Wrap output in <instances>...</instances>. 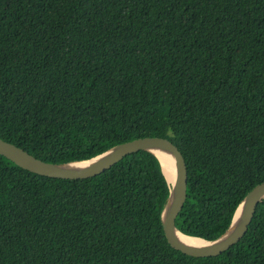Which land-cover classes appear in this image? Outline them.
<instances>
[{"label": "trees", "instance_id": "obj_1", "mask_svg": "<svg viewBox=\"0 0 264 264\" xmlns=\"http://www.w3.org/2000/svg\"><path fill=\"white\" fill-rule=\"evenodd\" d=\"M163 137L187 167L175 220L212 241L264 182V0H0V138L52 163ZM147 151L84 179L0 155V264H264V200L217 257L166 241Z\"/></svg>", "mask_w": 264, "mask_h": 264}, {"label": "water", "instance_id": "obj_2", "mask_svg": "<svg viewBox=\"0 0 264 264\" xmlns=\"http://www.w3.org/2000/svg\"><path fill=\"white\" fill-rule=\"evenodd\" d=\"M138 151H147L155 155L160 162L161 169L160 154H167L173 161L174 176L171 181L166 179L170 187L169 196L161 213L162 230L167 243L173 249L192 258L217 257L244 237L258 204L264 200V182L247 193L236 208L231 224L220 237L212 241L200 239L201 244L189 245L184 240L193 237L182 234L175 225V220L187 198V167L180 150L166 138L140 137L113 145L89 159L63 163L46 162L0 138V155L30 172L64 179L93 177L109 169L123 157Z\"/></svg>", "mask_w": 264, "mask_h": 264}, {"label": "bare ground", "instance_id": "obj_3", "mask_svg": "<svg viewBox=\"0 0 264 264\" xmlns=\"http://www.w3.org/2000/svg\"><path fill=\"white\" fill-rule=\"evenodd\" d=\"M160 161L162 164V171L168 181H171L174 176V164L167 154H160ZM189 245H199L202 243L200 239L187 238L184 240Z\"/></svg>", "mask_w": 264, "mask_h": 264}]
</instances>
